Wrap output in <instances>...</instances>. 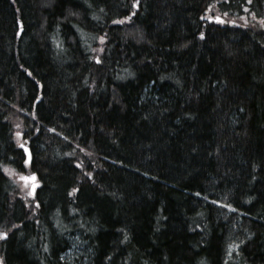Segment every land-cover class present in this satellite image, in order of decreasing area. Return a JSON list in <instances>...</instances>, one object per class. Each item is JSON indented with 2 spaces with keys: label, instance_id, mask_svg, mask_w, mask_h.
<instances>
[{
  "label": "trees",
  "instance_id": "trees-1",
  "mask_svg": "<svg viewBox=\"0 0 264 264\" xmlns=\"http://www.w3.org/2000/svg\"><path fill=\"white\" fill-rule=\"evenodd\" d=\"M66 215L88 264H264V0H0V264Z\"/></svg>",
  "mask_w": 264,
  "mask_h": 264
},
{
  "label": "bare ground",
  "instance_id": "bare-ground-1",
  "mask_svg": "<svg viewBox=\"0 0 264 264\" xmlns=\"http://www.w3.org/2000/svg\"><path fill=\"white\" fill-rule=\"evenodd\" d=\"M134 3H138V1H135ZM18 25L19 26H21V23L20 22H18ZM20 31H21V29L19 30V32H18V35H19V33H20ZM15 110H16V113H15V116H17V117H26V115L28 114L27 113V111H25L24 109H23V107H21V108H15ZM28 116V115H27ZM21 148H22V150L24 151V154H25V159H27L28 158V155H29V150H28V147L26 146V145H23V147L21 146ZM25 148H27V153H25ZM21 167H23V163H21ZM16 169L15 168H13V167H9L8 168V171H7V173H6V175L8 176V177H10V178H16L17 176H16ZM16 181V180H15ZM34 183V182H33ZM33 183H29V184H26V185H24V186H22L21 188H22V190H24V191H32V192H34V190L32 189V184ZM21 186V185H20ZM19 199H21V201H23L24 202V198L22 197V196H17ZM25 203V202H24ZM26 205V204H25ZM59 222V225H61V226H63V227H65V234H64V236H65V241L66 242H64V246H63V249L65 248V250L64 251H61L60 253H59V260L61 261V262H63V263H65V264H70L66 259H65V257H64V254L68 251V249H69V244H72L73 242H75V245H76V247H77V249H79L80 250V252H82V253H84L85 254V251H86V248H87V245H86V243H87V240H88V238H89V235L87 234V232L85 233L84 231H82V229L76 224L77 222H75V220H74V217H72V216H65L64 218H62V220H59L58 221ZM7 224H9V223H7ZM24 224H26L25 222H24ZM6 225V224H5ZM5 225H1L0 226V233H7V235L6 236H3V237H0V241L3 243L2 245H3V248L5 249V243L8 241V237H9V235L12 233V231L16 228V227H19V224H16V226L14 227L13 225H11V226H9V227H6V228H2V227H4ZM21 225V224H20ZM22 226H23V230H22V228L20 229V231H19V235L20 236H23V235H25L27 232H29V228H27V225L26 226H24L23 224H22ZM68 241V242H67ZM68 244V247L66 246ZM31 248H35V246L34 245H31L30 246ZM233 247H231L230 246V249L228 250V257L230 258V256H231V252L233 251ZM39 254V253H38ZM37 254V255H38ZM40 259H42V256H40L39 255V260ZM87 260H88V258H87ZM39 263V262H38ZM88 263H89V260H88ZM39 264H45V263H39Z\"/></svg>",
  "mask_w": 264,
  "mask_h": 264
},
{
  "label": "rangeland",
  "instance_id": "rangeland-1",
  "mask_svg": "<svg viewBox=\"0 0 264 264\" xmlns=\"http://www.w3.org/2000/svg\"><path fill=\"white\" fill-rule=\"evenodd\" d=\"M16 182L19 181L16 180ZM87 254H88L87 248L84 254L80 252L79 249H77L75 242H73L72 244H69V249L64 254V257L70 264H88L87 256H86Z\"/></svg>",
  "mask_w": 264,
  "mask_h": 264
},
{
  "label": "snow or ice",
  "instance_id": "snow-or-ice-1",
  "mask_svg": "<svg viewBox=\"0 0 264 264\" xmlns=\"http://www.w3.org/2000/svg\"><path fill=\"white\" fill-rule=\"evenodd\" d=\"M137 6H138V3H134L133 4L134 8L137 7ZM125 19H128V17H126ZM209 19H212V18L210 17ZM215 19L220 20L219 17H216ZM123 22L124 21H118V23H123ZM220 22H223V21H220ZM200 35H201V38L204 37V33H201ZM104 39H105V37H103V36L100 37L101 41H103ZM97 62H99V61H97ZM29 75H31L30 72H29ZM37 99H39V97H37ZM16 135L20 136L21 134L19 132H17ZM21 146L23 147V145H21ZM27 151H28L27 148H25V153H27ZM29 162H30V154L28 155V158L24 160V164L27 165V164H29ZM20 179H22V180H24L26 182L29 181V180L35 181V174H32V176H30V177L29 176H21ZM35 187H36V184L33 183L32 184V189L34 190ZM73 191H76V189H73ZM29 195H33V192L30 191ZM197 195H199V194H197ZM6 235H7V233H0V237L6 236Z\"/></svg>",
  "mask_w": 264,
  "mask_h": 264
}]
</instances>
